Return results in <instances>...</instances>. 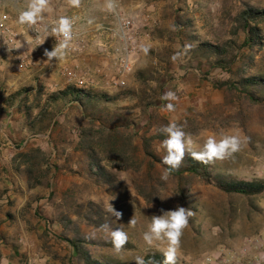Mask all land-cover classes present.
Masks as SVG:
<instances>
[{
  "label": "rangeland",
  "instance_id": "obj_1",
  "mask_svg": "<svg viewBox=\"0 0 264 264\" xmlns=\"http://www.w3.org/2000/svg\"><path fill=\"white\" fill-rule=\"evenodd\" d=\"M224 1L162 4L164 19L156 16L149 20L152 27H146L148 52L131 55L134 71L124 76L126 86L110 89L113 93L96 90L110 96L129 93L114 105H101L109 108L106 125L77 107L65 108L62 102L46 111L51 94L43 90L40 96L29 92L17 97L14 104L32 107L30 117L22 114L7 104L4 90L9 88L1 84L4 63L0 64V264H77L72 248L60 239L65 217L72 228L97 244L91 247L93 254L117 264H135L137 256L161 253L166 247L159 242L147 245L143 233L153 215L177 205L193 215L184 229L176 264L261 263L263 256L259 260L255 251L242 252L248 240L264 238V195H227L194 179L186 187L189 205L185 206L178 195V180L171 175L162 180L165 168L155 160L166 154L160 147L165 138L160 128L175 121L191 136L195 151L208 135L239 136L240 150L217 161L213 176L264 182V102L253 103L246 95L221 87L264 76V48L243 49L231 73L211 69L196 58L194 45L175 24L178 15H188L194 21V34L204 38L212 27L219 28ZM160 23L164 27L159 31ZM259 28L264 39V23ZM228 32L227 39L232 37ZM235 38L241 44L244 34ZM186 45H191L187 51ZM176 53L181 55L173 61ZM168 91L177 99L162 100ZM169 102L174 111L164 108ZM114 125L118 130L111 132ZM103 144L109 146L102 149ZM88 149L99 154V165L113 177L111 181L91 173ZM27 162L34 164L32 175L26 173ZM111 205L122 212L120 220L108 211ZM99 217L102 223H95ZM131 218L135 225L128 223ZM116 228L128 235L120 253L111 243L110 230Z\"/></svg>",
  "mask_w": 264,
  "mask_h": 264
},
{
  "label": "trees",
  "instance_id": "obj_2",
  "mask_svg": "<svg viewBox=\"0 0 264 264\" xmlns=\"http://www.w3.org/2000/svg\"><path fill=\"white\" fill-rule=\"evenodd\" d=\"M230 1L231 2L228 0L224 1L223 12L225 15L218 20L219 23L216 27L219 28L215 29L212 27L204 38L194 34V21L191 20L188 15H178L175 23L178 33L183 37L186 36V39L194 45V53L199 61H206L211 69H219L229 73H231L234 65L238 62L240 53L243 49L250 48L251 50H255L257 48H264V39L261 36V29L259 28L260 24L264 23V3L260 2V0ZM225 27H230L231 31L228 32ZM227 32L228 35L232 37L227 39L224 36ZM240 34H244V41L241 44H239L235 38ZM221 87H227L230 90L238 91L246 95V98L253 103L264 102V76L258 75L249 78H241L239 82L232 84L230 82L223 83ZM42 89V87H39L38 96L41 95ZM29 92H32V89H25L23 94ZM127 95H129V93L110 96L106 92L71 86L48 96L45 102L47 106L46 111L54 104L62 102L65 108L77 107L86 115L91 113L93 121L102 122L106 125L105 122H107V119L104 118V116L109 115V108H101V105L102 107L103 105H114L122 97ZM20 111L22 114L30 117L32 114V107H22ZM97 113H100V115H97ZM110 129L111 132H116L118 130L115 125L111 126ZM109 144L107 145L109 146ZM107 145L103 144L102 149L107 148ZM91 149H88L91 173L111 181L113 177L106 174L99 165V154ZM155 160L166 168L162 160L158 158H155ZM217 161L219 160L205 164L193 159L189 154L185 156L179 169L172 171L171 176L178 180L177 191L179 198L185 206L189 205V196L186 187L189 186L194 179H199L208 186H214L227 195H237L246 198L264 195V182H245L213 176V165ZM27 164L29 167H26V173L27 175H32L34 164L32 162H27ZM99 218V220H95V223H102V217ZM88 219L94 221L92 218ZM61 224L64 232L60 239L68 243L72 248L73 254L75 255L74 259L77 261V264H117L105 257L93 254L91 247L97 244H95L93 240L82 235L79 228H72V224L67 217L62 220ZM144 259L146 264H163L164 257L161 253H150L145 256Z\"/></svg>",
  "mask_w": 264,
  "mask_h": 264
},
{
  "label": "crops",
  "instance_id": "obj_3",
  "mask_svg": "<svg viewBox=\"0 0 264 264\" xmlns=\"http://www.w3.org/2000/svg\"><path fill=\"white\" fill-rule=\"evenodd\" d=\"M174 1L178 0H115V9L109 10L106 0H80L79 6L69 5L68 0H50L51 10L45 14L42 23L50 24L64 16L71 18L76 24L74 32L78 35L72 40L75 52L67 49L63 60H48L43 55L44 50H51L59 41L58 37H48L47 33L44 45L33 47L26 53V59L34 63L28 69L18 72L19 60L4 59L1 84L9 88L4 90L9 95L7 104L16 106L20 111L21 107L14 102L25 89L38 93L39 87H42L43 92L49 95L71 87L63 75L66 68H71L85 79L88 89L113 93L110 84L118 78L115 61L126 55V46L117 36L121 22H134V42L138 52H141L149 45V30L146 28L152 27L149 20H154L156 16L164 19L162 4ZM25 4L26 0H4V4H0V20L3 16L8 17V24L19 30L21 25L17 20ZM163 27L160 23L159 31Z\"/></svg>",
  "mask_w": 264,
  "mask_h": 264
},
{
  "label": "clouds",
  "instance_id": "obj_4",
  "mask_svg": "<svg viewBox=\"0 0 264 264\" xmlns=\"http://www.w3.org/2000/svg\"><path fill=\"white\" fill-rule=\"evenodd\" d=\"M68 3L71 6H79L80 0H68ZM106 6L109 10H114L115 0H106ZM50 10V0H26L24 10L19 13L17 23L32 28L38 22H43L45 14ZM45 31L48 33V37H62V40L55 44L51 50L45 49L43 55L48 60H63L66 56V50L73 39V20L66 16L60 17L58 20L46 25ZM190 48L191 45H186L185 51ZM148 50L147 47L143 49L145 53ZM7 51L12 50L7 49ZM180 55V53H176L171 59L176 61ZM161 99L174 101L177 97L174 92L168 91L164 93ZM164 108L169 112L175 110V106L171 102L164 105ZM159 131L165 137L160 145L161 149L166 153L162 157V163L166 168L161 175V179L165 181L169 178L172 171L179 169L186 154H190L193 159L199 162L209 164L216 160L229 158L241 148V139L237 135H224L219 139L216 135H208L200 150L195 151L193 150V139L175 121H170L167 125L161 127ZM108 211L117 220L122 218V212L117 211L113 205L108 208ZM192 215L193 212L190 209L177 205L174 209L162 210L161 215L152 216L148 229L143 233L142 238L149 246H153L156 242L166 245V247L160 249L164 257L163 264H176L181 238ZM128 223L135 225L136 220L131 218ZM103 227L106 230L109 229L107 224L103 225ZM110 236L115 252L120 253L128 243L127 233L122 228H116L110 230ZM135 264H146V261L143 257L137 256Z\"/></svg>",
  "mask_w": 264,
  "mask_h": 264
},
{
  "label": "built area",
  "instance_id": "obj_5",
  "mask_svg": "<svg viewBox=\"0 0 264 264\" xmlns=\"http://www.w3.org/2000/svg\"><path fill=\"white\" fill-rule=\"evenodd\" d=\"M8 17H4L0 20V64L4 62V59H17L19 64L17 71H23L28 69L33 62H30L26 59V53L33 47L42 46L45 44V39L47 32L45 31V26L42 22H38L32 28H29L27 25H21L19 30L8 24ZM76 24L73 22V39L75 36ZM134 22L131 20H124L121 22V30L118 32L117 36L123 41L126 46V55L117 58V67L120 77L115 81L111 82L112 89H123L126 86V81L124 79L125 75L132 74L134 71V66L132 64L131 55L137 53L138 46L135 44L134 40ZM72 39V40H73ZM62 37H58L60 42ZM71 40L69 45V52H75L73 41ZM11 49L12 51H7ZM64 77L66 78L69 86H74L77 88L88 89L89 84L85 79L80 78L76 71L71 68L64 69ZM255 251L263 256L261 263L253 262L252 264H264V238L257 237L250 239L246 242L245 248H243V255ZM211 261V259H208Z\"/></svg>",
  "mask_w": 264,
  "mask_h": 264
}]
</instances>
